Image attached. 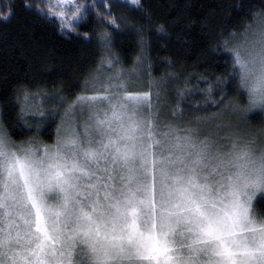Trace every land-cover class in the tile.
I'll use <instances>...</instances> for the list:
<instances>
[{"label":"snow or ice","instance_id":"snow-or-ice-1","mask_svg":"<svg viewBox=\"0 0 264 264\" xmlns=\"http://www.w3.org/2000/svg\"><path fill=\"white\" fill-rule=\"evenodd\" d=\"M116 6L105 0L95 14L119 29ZM90 7L41 0L35 12L70 35ZM13 14L10 0L0 6V21ZM252 19L258 27L224 41L230 68L208 89H220L217 108L226 89L246 95L245 108L228 105L245 115L264 113V12ZM99 39L110 47V33ZM91 92L66 110L87 109L83 131L58 128L51 145L16 143L0 124V264H264V212L253 207L264 194V127L219 139L161 122L151 92L133 93L119 77Z\"/></svg>","mask_w":264,"mask_h":264},{"label":"trees","instance_id":"trees-1","mask_svg":"<svg viewBox=\"0 0 264 264\" xmlns=\"http://www.w3.org/2000/svg\"><path fill=\"white\" fill-rule=\"evenodd\" d=\"M10 2L14 14L0 21V124L16 143L30 138L53 143L62 120L59 110L86 93L107 56L123 70L140 66L138 91L152 92L153 101L159 93L166 109L191 113L193 104L219 97L220 89H208L230 68L224 41L253 24L254 13L264 12V0H139L137 7H113L119 29L91 12L79 34L65 35L56 23L26 8L27 0ZM104 32L111 34L107 48L99 39ZM84 33L91 38L86 40ZM225 91L229 99L245 104L244 94ZM27 98H45L48 116L28 117L22 106ZM261 120L250 118L252 124L262 125ZM253 207L264 212V200L259 197Z\"/></svg>","mask_w":264,"mask_h":264},{"label":"rangeland","instance_id":"rangeland-1","mask_svg":"<svg viewBox=\"0 0 264 264\" xmlns=\"http://www.w3.org/2000/svg\"><path fill=\"white\" fill-rule=\"evenodd\" d=\"M8 2L9 0H2V2H0V6H3V4ZM28 2H31L33 5V9H35V5L37 3H40L41 0H27V3ZM79 2L89 6H91L93 3L97 5L96 9H92L90 7L89 13L91 12L96 13L97 10L102 12L106 11V9L104 8L105 0H79ZM119 3H124L131 7H137V5L133 4L131 0H119ZM99 18L102 19L101 17ZM104 24L107 25L108 27H112L109 26L107 23ZM252 25L253 28L258 27V21H255ZM239 39H241V33L236 35L235 40L230 38L229 41L230 43H235L238 42ZM109 59L112 61L111 67L108 66ZM109 77H119L122 80V82L126 84L128 89L133 93H144L138 91V89L142 87V83H143L140 66L136 65V67L132 68L131 70H123L113 58L107 56L103 64L101 65L100 69H98V72L94 76H92V78L88 82L87 88L89 90L82 95L92 94L91 92L92 85L101 81H105ZM153 96L154 94L151 92L152 102L153 105H155L154 114L155 112L159 113L161 117V122H174L175 124L181 126L182 128L188 126L198 127L199 129L202 130L204 134H211L213 136L218 135L219 139H224L227 135H229L233 131H239L241 133H245L249 129H258L260 127H264V113H261L259 109H255L252 112L247 113V115H245V113L234 111L231 107L228 106L229 103H232L238 105L240 109L245 108L247 106L246 95L244 96L245 104H240L239 100L234 99V97H232L230 99L228 98L225 101V104L221 105L219 108H217L215 104L212 103V101L219 100L220 97L217 98L213 97L209 102H202L190 106L191 113L189 114H187V112L177 109L168 110L164 107V103L161 102V100H159L157 97L153 101ZM51 99L52 98L48 100ZM75 100L76 98L68 105H66L65 106L66 108L63 109L64 111L59 110L62 116V120L60 121L58 128H61L63 130L64 128L68 127L69 124L72 125L79 124L80 130L83 131V123L85 120H87V109L86 108L82 109L81 107L77 106L74 112H66L68 106L73 104ZM55 101L58 102L59 99L57 98ZM59 102L58 104H60ZM22 106L25 109L26 115H28V117L31 118L45 119L50 113L46 111L47 104L45 102V98H35V99L27 98L26 100L23 101ZM256 115L262 118L261 120L263 122L262 125H259L260 123L258 121L255 124H252L250 122V118ZM217 126H224V128L222 131L218 132ZM53 143L50 144L43 143V144L51 145ZM259 197H264V194H258L257 199ZM256 200H254V203Z\"/></svg>","mask_w":264,"mask_h":264}]
</instances>
